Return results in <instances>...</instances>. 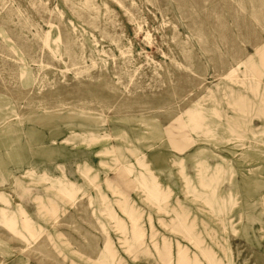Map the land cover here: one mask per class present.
I'll return each instance as SVG.
<instances>
[{"label": "rangeland", "instance_id": "374dc122", "mask_svg": "<svg viewBox=\"0 0 264 264\" xmlns=\"http://www.w3.org/2000/svg\"><path fill=\"white\" fill-rule=\"evenodd\" d=\"M0 264H264V0H0Z\"/></svg>", "mask_w": 264, "mask_h": 264}, {"label": "bare ground", "instance_id": "6f19581e", "mask_svg": "<svg viewBox=\"0 0 264 264\" xmlns=\"http://www.w3.org/2000/svg\"><path fill=\"white\" fill-rule=\"evenodd\" d=\"M25 229H27V227H25Z\"/></svg>", "mask_w": 264, "mask_h": 264}]
</instances>
